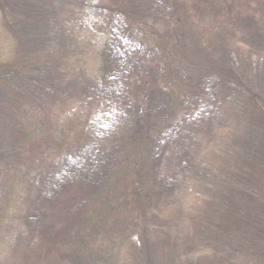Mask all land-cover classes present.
I'll use <instances>...</instances> for the list:
<instances>
[{
    "label": "rangeland",
    "instance_id": "374dc122",
    "mask_svg": "<svg viewBox=\"0 0 264 264\" xmlns=\"http://www.w3.org/2000/svg\"><path fill=\"white\" fill-rule=\"evenodd\" d=\"M77 1L82 12L71 16L69 0H0V53L51 52L57 62L29 89L0 94V148L12 163L2 186L0 264H62L70 243L80 249L72 260L112 264L119 232L147 209L171 223L157 264H264L263 252L240 246L234 255L222 243L233 225L251 221L243 200L236 213L228 201L218 206L222 216L210 203L198 210L205 196L192 186V169L184 172L190 183L170 175L175 144L191 132L178 126L184 114L204 123L191 124L199 142H189L204 165L233 146L236 127L247 133L250 125L251 145L264 144L256 113H264V0ZM260 148L236 194L263 202ZM187 208L193 219L182 218ZM104 213L112 219L101 221ZM215 242L217 252L206 249Z\"/></svg>",
    "mask_w": 264,
    "mask_h": 264
},
{
    "label": "trees",
    "instance_id": "16d2710c",
    "mask_svg": "<svg viewBox=\"0 0 264 264\" xmlns=\"http://www.w3.org/2000/svg\"><path fill=\"white\" fill-rule=\"evenodd\" d=\"M69 1L72 8L71 11L69 10L68 14L71 16L80 14L82 12L80 3L77 0ZM4 40H6V38H4ZM56 64L57 62L54 53L39 52L22 55L15 52V50L13 51V49L9 50L8 48L7 52L0 53V94L12 95L15 93L14 89L16 87H25V89H29L37 80L36 78L38 75L50 74V71L53 69L54 72H56ZM36 73L39 74L36 75ZM104 83L112 85V82L110 81H104ZM243 87L246 91L251 89L248 81L243 82ZM243 94H245V91H243ZM249 94V96L246 94L245 97L247 101L251 102L253 107L255 106L256 95L251 90H249ZM256 113L257 116L264 122V113L262 110L257 109ZM245 114L247 115V118L248 116L251 117L249 114L253 115L249 112V110H247ZM187 119L188 116L184 114V119L179 118L177 120L178 126L180 125L182 128L188 126L190 127L191 132L188 133V141L181 143L178 142L175 144H181V147H175L177 152L179 148V154H176L177 159L174 160L173 170L170 171V175L179 178V183L184 180L189 181L190 183L189 178L184 176V172L189 173L190 169H192V174L190 176L193 180L192 186L194 187V190L205 196L201 198V204L198 206V210L202 211L205 205L210 203L207 207L211 204L216 206V211L222 216V214L225 213V210L222 211V213L220 207L228 201L232 202V205L235 208L234 213H236L240 208H242L241 206L240 208L238 207V203L240 202L239 200H243L246 205V209L244 208L245 214L246 216H248L249 213L251 214V221L246 222V224L242 222V225H233L232 227H235L236 230L233 229L230 230V232L226 231V228L228 227H223V232L226 231L227 234L223 237L222 243H224L228 251L234 255L239 254L236 250L238 249L240 251V246H242V253L245 254L252 252H254V254L260 252L264 253V201L262 202L261 198L259 200L255 194H250V191L240 194V196L239 194H236V192H240L238 190L240 185L237 184L236 181H239L240 179L242 180L245 169H247V172L249 171L248 169L254 160L255 153L258 155L261 150L260 147L264 148V144L260 142V147H256L255 144L251 145L250 125H246L247 129L245 130L247 133H243L244 130H238V127H236L237 130H232L229 134V141L230 143H233L234 147L228 146L226 149H223L221 153L218 151L216 153L218 161L216 160L214 163L212 161L213 164L209 166L204 165V159L198 160L197 157L190 155L192 150L189 145L190 141L195 144L199 142V138L195 136L194 128L191 124L194 123L193 125H195V127L204 130V123L199 121L201 118H199L197 114L193 117H189L190 122L188 123ZM236 123L237 125L241 124L238 119L236 120ZM227 134V131L220 133L217 137L218 140L225 139ZM201 143L202 142H200V144ZM187 144L189 149L188 146H184ZM258 157L260 159V156ZM11 165L12 163L9 155L3 151V148H0V209L3 205L4 198L2 190L3 181L6 175L10 173L12 169ZM217 166H220L218 170L216 169ZM210 171L217 173H214V176L212 177V173ZM121 174L118 175V177L121 176ZM121 179L122 177H120L117 181L119 182ZM211 199L214 203H212L213 201H211ZM108 206L105 211L110 209L111 212L112 208H109ZM206 208L203 211H205ZM250 210H252V212H250ZM150 212L151 211H149V209L141 211L138 215L136 223L132 227L130 226L129 228L127 227L121 229L118 234L120 240H117V244L115 246L116 250L112 257L114 258V262L112 264H157L155 257L158 253L162 254L164 250L163 245L161 244L164 243L165 236H169V224L171 223H169L166 215L157 216L156 214ZM180 212L182 218L190 217L193 219L195 217L193 216L194 210L190 208L184 209V212ZM104 216L105 217L102 218L101 221H110V219H112L111 214L104 213ZM195 220V223H199L198 217ZM196 227H198V224ZM80 237H82V235H80ZM85 240L86 239H84V243ZM187 243L189 247L192 245V241L190 240H187ZM80 244L83 245V241H81ZM217 244L218 242H215L212 243L211 246L205 247L210 251L212 250L211 252H217ZM70 248L73 251V255L68 260L63 262L61 260L62 264H72V262H74V264H80L78 260L79 258L72 260V258L79 256V247L76 246L75 243H70ZM77 248L78 250H76ZM199 251L195 253L197 257L201 254ZM222 252L224 251L222 250ZM80 254L84 255V253ZM189 256L185 255L183 258H189ZM56 262L57 259L53 258L51 264H56Z\"/></svg>",
    "mask_w": 264,
    "mask_h": 264
}]
</instances>
